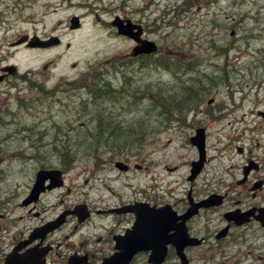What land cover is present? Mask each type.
<instances>
[{
	"label": "rangeland",
	"instance_id": "obj_1",
	"mask_svg": "<svg viewBox=\"0 0 264 264\" xmlns=\"http://www.w3.org/2000/svg\"><path fill=\"white\" fill-rule=\"evenodd\" d=\"M182 1L0 0V9L7 3L12 12L10 21L5 20L6 28L0 30V45H5L0 49V66L12 63L22 73L32 70L30 78L46 80L47 86L55 85L62 77L73 79L87 71L91 64L97 68L107 62L122 60L131 53L133 42L119 36L111 26L116 14L134 22L140 21L145 27H158L157 31L148 30V37L158 41L163 52L173 48L180 52L178 54L193 55L187 61L201 63V75L197 72L178 78L163 69L149 67L138 70L135 64L126 63L123 69L129 68L132 74L127 73L126 79L120 72L113 76L114 87L121 89L125 86L132 91L136 88L141 90L150 82L174 85L186 80L187 84H197L209 75H215L218 83L207 95L187 106L185 113L169 121L166 120L165 109L139 112V108L148 106V99L139 102V106H130L125 99L114 106L109 105L112 120L121 129L137 126L139 122L134 117L142 114L145 124L137 129L146 125L154 135L151 139L148 137L152 147L133 148L122 156L140 154V158L131 156L127 162L131 167L133 164L142 166V171L136 169L129 174L118 173L113 167L91 176L90 170L94 165L92 161H86L91 155L89 149L79 144L83 138L75 142L71 140L73 133L65 134V111H73L67 118L76 121L73 123L75 129L90 118L91 107L81 104L78 97L76 101L67 97L54 99L55 103L49 105L34 101L28 108H20L14 102L7 104L11 116L3 118L7 124L0 130V192L4 197L16 189L14 185L24 184L20 170L33 167L31 163L34 161L30 156L36 155V148L54 147L69 140L74 168L67 183L76 193L93 188L95 190L91 194L96 196L108 194L111 188L128 197L133 191L147 190L183 204L188 202L189 188L193 186L196 198L213 192L227 193V201L219 213L234 207L238 201L242 206L249 202H264L262 195L253 199L245 191V185L238 184L244 177L243 167L249 160L261 163L259 171L252 176L264 178V0H193L195 5L190 11H183L181 15V8L176 10L180 17L172 18L176 15L172 10L165 14L167 9L177 8ZM163 10H166L165 20L159 18ZM77 16L81 19V27L71 29V18ZM171 20L174 24L169 25ZM231 31H234L233 35ZM21 32H36L42 37L57 34L63 44L53 50L29 51L20 46L10 51L8 42ZM44 64L47 68L42 67ZM163 87L165 91H173L170 87ZM156 89H159L156 85L151 88ZM16 90L0 84V100L9 97L7 94H16ZM139 99L137 102L132 99L131 104H139ZM210 99H214L213 102ZM159 113L163 114L159 116ZM199 127L207 130L208 161L198 180L189 184L186 176L191 168L190 162L199 156L189 137ZM157 130L161 131L154 133ZM108 147L100 148L101 157L115 154L123 159L117 155L116 147ZM40 160L46 161L47 165L59 164L57 156ZM172 166H177V170L168 169ZM86 178H89L88 183ZM10 204V208L14 206L12 202ZM209 217L214 218L211 214ZM6 218L9 219L8 216ZM255 229L250 228V242L259 246L264 243V233L256 230L252 236ZM232 241L231 234L227 241L222 242L224 248L209 250L204 247L201 254L214 264H235ZM201 262L195 260L194 264Z\"/></svg>",
	"mask_w": 264,
	"mask_h": 264
},
{
	"label": "flooded vegetation",
	"instance_id": "obj_2",
	"mask_svg": "<svg viewBox=\"0 0 264 264\" xmlns=\"http://www.w3.org/2000/svg\"><path fill=\"white\" fill-rule=\"evenodd\" d=\"M6 4H4L3 9H0V30L6 28L5 20L10 21L12 15L10 7L6 6ZM14 13H16L15 9ZM135 23L141 25L143 39L149 38L148 30L157 31V28H150L152 26L145 27L140 21H135ZM142 30L140 29L141 33ZM25 34L30 33L21 32L14 40L8 42L7 47H9L10 51L20 46L25 47L29 51L32 50L28 44L29 39L19 46L14 45V42ZM31 34H36V32ZM51 35L53 33L43 37ZM156 42L159 43L158 41ZM2 45H0V49H2ZM158 50L161 52L159 46ZM171 52V49L167 50L166 54L170 55ZM161 54L162 52L159 56ZM1 57L3 59L8 58V56ZM149 57L152 58L153 55H139L134 58L131 57V60H142ZM9 64L0 66V75L2 76L0 84L5 85L8 89L14 87L17 89V93L14 95L11 93L7 94L9 97L0 100L1 104H5L0 105V130L7 124L3 118L11 116V111L7 104L10 105L11 102H14L20 108H28L31 102L34 101L35 96L41 98L44 96L40 86L34 87L35 81L30 78L32 70L22 73L19 70L20 68L16 66V69L11 72L5 69ZM21 83L22 85L20 86L19 84ZM59 92L60 94L57 95L56 99L61 96L66 97V91L62 90ZM1 94L6 93L2 92ZM79 95L78 90L76 94L72 95V99L76 101ZM69 96L70 93L68 94ZM47 101H49V98H45L41 102L48 105L49 102ZM109 109L104 107V109L98 111L101 114H112ZM143 112H145L144 109H142ZM65 113L67 119L65 123L66 135L70 133H73L74 136L86 134L88 129H92L90 126L89 128L87 127L88 122L93 123L94 121L105 119L110 121L108 116L99 117L97 114L90 116L86 122H81V126L75 129L73 123L76 121H71V117L67 118L69 114H73V111L69 110L65 111ZM102 123L105 124L106 122L102 121ZM109 123L113 127L116 126L115 128L119 127L115 121H110ZM143 131L145 136L150 134L145 127H143ZM81 139L82 136L71 138L75 142ZM114 141L115 138L110 135L106 138V141H96L95 143L98 146L106 147V145H110ZM79 144L87 148H89L88 145H91L85 139ZM70 146L71 144L68 140L59 145H54V147L36 148L34 150L36 155L30 156V159L34 161L31 163L33 167L20 170L21 181L24 184L14 185L16 189L10 191L6 197H4L3 192H0V264H5L10 256L13 264H101L105 259H110L122 249L127 253H133L127 264H181L175 246V225L168 222V220L165 221L162 217L168 218L167 209L165 208L167 205L171 206L178 217L184 215L190 206V202L178 204L147 190H136L133 191L131 196L125 197V195L111 190L110 187L108 194L99 193V195L95 196L91 194L95 190L93 188L84 189L76 193L67 183L74 168ZM56 148L65 151V158L60 159L58 165H47L46 161L40 160V158L46 157L47 160L49 157L56 156ZM131 156L139 157L140 155L130 154L127 157H123V159H116V155L106 158L95 156L87 158L86 161L93 162L94 167L90 170L92 171L91 176H95L100 171L112 169L118 160L124 162L127 170L118 169L117 171L128 174L132 170L131 163L127 162ZM132 166L140 171L143 169L138 164H133ZM260 167L261 163L259 162V166L252 169L248 176L239 181V183L245 185V191L248 194L250 193L253 199H258L261 195L264 197V192H260L264 190V178L256 179L252 176V173L259 171ZM42 169L46 171L58 169L62 174L60 177L56 176V178L46 175L41 190L38 194H32L38 171ZM88 181L89 178H86L85 182L88 183ZM191 192L193 195L194 190ZM193 197L195 201L200 200L195 195ZM10 202L14 205L11 208ZM237 207L241 211L246 212V223L241 225H237L235 221H231L229 224L225 223L224 213L220 214L217 211L219 208L216 206L202 208L199 214L185 222L190 236L203 239L201 246L184 247L189 264H194L195 260L202 261L201 264H212L206 255L201 254V250L205 245L210 249L213 248L210 239L216 238V233L222 230L226 224L230 227L228 234L230 236L231 234L233 235L232 244L235 251V264H264V243L256 246L250 242L249 234L251 227L256 228L251 233L252 236L255 235L256 230L264 233V226L259 219L262 212L261 208H264V202H249L247 205H241V207L237 205L228 210L236 209ZM148 208L157 209L160 212L161 215L158 218L162 220L159 224L157 223V215L155 217L150 215ZM135 209H142L143 213L148 215L146 222L142 226L141 233L139 232L137 235L135 234L137 229L135 227L137 220ZM210 214L213 217L214 215L217 216L211 218L209 217ZM7 216L9 219L6 218ZM154 220H156L155 226L160 228L156 232L152 231L155 226H152L151 222ZM179 222H181V218H179ZM177 226L180 225L177 224ZM130 234L133 235L131 239H129ZM214 241L216 248H224L223 240L215 239Z\"/></svg>",
	"mask_w": 264,
	"mask_h": 264
},
{
	"label": "trees",
	"instance_id": "obj_3",
	"mask_svg": "<svg viewBox=\"0 0 264 264\" xmlns=\"http://www.w3.org/2000/svg\"><path fill=\"white\" fill-rule=\"evenodd\" d=\"M93 80H92V85H90L89 87V93L91 94V97L93 99H97L99 97L100 93H103L104 91H107V88L103 87V89H100L101 86L103 85H109L107 82H105L103 85H101L100 87H98L99 82L101 81V76L98 74H94L93 75ZM191 95L189 96H195L197 92H195V89H193L191 91ZM157 96L160 97L161 101H163L162 105L164 104L165 108L168 109H184L185 103L187 100H192V98H190L189 96H184V95H175V93L172 96H169L168 93H166L165 90L161 91L159 90L157 92ZM159 102V100L157 101ZM158 105H161V102L157 103L156 107H159ZM170 106V107H169ZM174 106V107H173ZM105 122V120H102ZM108 124H104L102 122H100V124H98V126L96 127V129H94V131H92V133L88 132V134L86 135L87 139L86 141L89 142L88 146H92V145H96L95 143L96 141H102L105 140L106 138H108L110 135H113V137L115 138V142L119 141L122 142L126 139H128L132 133L129 131H123L122 129L115 128L113 126H111V123L107 122ZM104 124V125H103ZM101 125V126H100ZM100 127V128H99ZM115 128V129H114ZM99 129V130H98ZM98 130V132H97ZM120 131V132H119ZM101 132V133H100ZM119 134V135H118ZM119 136V138H118ZM111 139V138H109ZM113 139V138H112ZM109 141V140H107ZM115 142L111 143L108 146H114L116 145Z\"/></svg>",
	"mask_w": 264,
	"mask_h": 264
},
{
	"label": "water",
	"instance_id": "obj_4",
	"mask_svg": "<svg viewBox=\"0 0 264 264\" xmlns=\"http://www.w3.org/2000/svg\"><path fill=\"white\" fill-rule=\"evenodd\" d=\"M71 23H72L71 28H77L80 25V19L78 17H73ZM128 23H130V20H128ZM113 24H115L116 26H118L119 33L120 34H123V35L127 34V35H130V36H134L133 35V32H132V29H133L132 26L130 24H127V25L124 24L123 25L122 24V21L120 20L119 17H117V19L113 22ZM58 42H59V38L57 36H54V38H51V39H48V40H43V41H41L36 36V37H33L31 39V43L30 44L32 46H38V47H42L43 48V47L53 46L55 44H58ZM154 49H155L154 48V44L151 43L149 46L144 47L142 50L143 51H146V52H149V50H154ZM204 140H205V130L203 128H199V130H197V135L194 136V137H191V142L194 143L198 147L199 153L201 154L200 160L197 161V162H194L192 164V166H193V170L192 171H193V174L194 175L197 174L201 170V168L203 167L202 166L203 165V162L205 161L206 154H205V142H204ZM211 200H212L211 203H214V202L221 203L222 202L221 197H218V196H214L213 195L212 197H210L209 199H207L206 201H204L202 204H204V205H210V201ZM193 211L194 210H191V212H190L189 215H191ZM178 253H179L180 256H183L182 250H179ZM123 257L124 256H122V257H118V256L115 257L114 258V263L115 264H120L121 259Z\"/></svg>",
	"mask_w": 264,
	"mask_h": 264
},
{
	"label": "bare ground",
	"instance_id": "obj_5",
	"mask_svg": "<svg viewBox=\"0 0 264 264\" xmlns=\"http://www.w3.org/2000/svg\"><path fill=\"white\" fill-rule=\"evenodd\" d=\"M115 121V120H114ZM113 122V121H112ZM117 125V124H116ZM101 126V125H100ZM116 127V126H115ZM100 128V127H99ZM117 128H118V126H117ZM115 129V128H114ZM119 129V128H118ZM99 130V129H98ZM98 130H97V132H98ZM120 132V131H119ZM101 133V132H100ZM119 135V134H118ZM118 138H119V136H118ZM67 165V164H66Z\"/></svg>",
	"mask_w": 264,
	"mask_h": 264
}]
</instances>
